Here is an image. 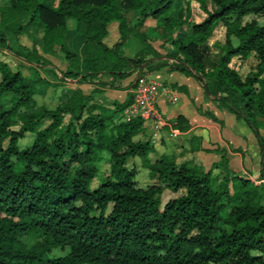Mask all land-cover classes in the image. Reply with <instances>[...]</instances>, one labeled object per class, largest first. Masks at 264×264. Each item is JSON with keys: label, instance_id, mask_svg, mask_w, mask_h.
<instances>
[{"label": "trees", "instance_id": "obj_1", "mask_svg": "<svg viewBox=\"0 0 264 264\" xmlns=\"http://www.w3.org/2000/svg\"><path fill=\"white\" fill-rule=\"evenodd\" d=\"M192 2L206 15L199 24L190 21ZM0 3V49H8V34L17 39L29 27L39 35L38 40L30 37L32 48L20 55L31 75L0 62V264H264V184L233 174L214 176L213 170L189 168L170 156L150 162V140L135 141L143 121L121 120L132 96L112 108L80 90H65L53 110L38 108L35 100L53 87L38 74L51 66L46 55L66 65L62 81L106 86L100 79L108 76L111 88L135 72L146 75L161 68L152 66L159 55L142 32L147 22H154L171 45L165 57L172 62L170 71L201 78L206 94L255 133L264 178V138L259 135V119L264 120V0ZM248 17L262 23L243 24ZM69 20L75 24L72 32ZM220 25L225 43L217 61L208 63L207 42ZM184 27L187 34L176 38ZM71 35L84 39L86 71L66 47ZM131 37L142 49L127 59L122 49ZM251 55L257 65L244 78L230 69L232 59ZM172 128L185 131L189 125L179 118ZM29 134L34 136L31 146L19 150ZM103 155L108 174L90 190ZM135 159L153 181L144 189L136 185L137 169L128 166ZM166 192L174 197L162 203ZM27 238L36 244L29 248ZM56 249L67 254L49 258Z\"/></svg>", "mask_w": 264, "mask_h": 264}, {"label": "crops", "instance_id": "obj_2", "mask_svg": "<svg viewBox=\"0 0 264 264\" xmlns=\"http://www.w3.org/2000/svg\"><path fill=\"white\" fill-rule=\"evenodd\" d=\"M153 23L147 22L144 31L142 30L148 37L160 28ZM70 26L75 28L72 20L67 22L68 30ZM160 34L163 35L162 29ZM82 46L81 56L77 52H71L79 56L81 68L86 71L87 52L84 48V39ZM31 48L32 46L27 47ZM152 48L158 55L160 54L158 50ZM141 49L140 41L131 37L125 43L122 52L125 58L133 59ZM45 59L51 63V70L59 69L61 73L66 71V65L63 62L55 63L53 56L46 55ZM23 64L30 68L25 62ZM157 65L161 68L148 75L157 85V109L169 124V128H165L157 139L152 141L150 128L144 126L142 132L135 138V141L150 140L153 152L148 157L149 161L153 163L162 156H170L177 164H186L189 168H198L203 172L213 170L214 176L233 174L246 177L255 185L264 184L260 147L255 133L248 125L231 114L218 99L209 97L195 77L170 71L172 62L165 57L159 56L155 59L152 66ZM39 71L40 69L38 73ZM136 73L115 82V88L108 86L112 81L108 76L100 79L106 86L97 84V81L89 83L66 80V82L68 89L80 90L85 96H91L96 103L112 108L113 104L122 105L129 101ZM49 83L53 85L52 82ZM179 118L188 123L189 129L180 131L172 128ZM259 122L262 124L259 135L264 138V120L259 119Z\"/></svg>", "mask_w": 264, "mask_h": 264}, {"label": "rangeland", "instance_id": "obj_3", "mask_svg": "<svg viewBox=\"0 0 264 264\" xmlns=\"http://www.w3.org/2000/svg\"><path fill=\"white\" fill-rule=\"evenodd\" d=\"M1 4V3H0ZM209 10H211L210 7H208ZM174 11H177V7L173 8ZM128 18L130 19L131 23H134V17L133 14H129ZM206 18V15L202 12V10L199 8V5L192 2L191 3V18L190 21L196 24L201 23ZM252 21H257L258 23H262L261 20H258L253 17L245 18L243 21V24L250 23ZM153 23V22H151ZM154 24V23H153ZM145 28V27H144ZM143 28V29H144ZM71 26L69 27V30H73ZM160 29L157 28V31L155 30L154 34H150L148 37V44L151 47H154L158 52L160 53L159 56L166 57L171 53V45L168 43L167 40H165V33L163 32V35L160 34ZM144 31V30H143ZM159 31V32H158ZM33 31L28 27L24 30L23 35H21L19 38H14L10 34L6 36L7 38V50L0 49V62L7 64L12 71H18L23 76H29L31 75V70L25 66L23 61L20 59V55H24V49L27 47L32 46V42L30 37H33V39L38 40L39 35L38 33H32ZM188 28L184 27L183 29L175 32V36L182 37L184 34H187ZM225 29L220 25L216 28V30L213 32L212 37L207 42V58L208 63H215L217 59L220 57L219 48L224 45L225 43ZM232 43L234 45H237V41L235 39H232ZM67 49L69 51L77 52L79 55L83 52V46L82 41L80 38H77L74 35H71L67 38ZM81 56V55H80ZM54 62L59 64L62 61L58 57H54ZM257 65V60L255 55H251L250 58L247 60L241 59V58H234L231 61V67L235 69V71L244 78L249 72L254 70V68ZM59 69L51 70L50 67H46L43 69H40L39 75L40 77L46 79L49 82L53 83V87H50L45 90V92L40 91V93L35 96L36 104L38 108H46L47 110H53L59 105V99L61 95L64 93L65 90H70L67 87L66 81H62L61 78V72L58 71ZM148 74V73H147ZM7 100V99H6ZM4 100V104L6 102ZM6 107L8 104L6 103ZM18 127H14L12 130L16 131ZM34 139V136L29 134L27 135L22 141L19 142L18 147L19 150H26L28 149L32 141ZM99 174L97 178L92 182L90 186V190L96 189L100 182L107 176L109 171V166L107 162V156L103 155V159L100 163L97 164ZM128 166L131 168H136L138 173L135 179L136 185L140 189H144L147 186H150L153 181L148 177V174L145 170H143L140 166V162L138 160H131L128 163ZM20 167L16 165V169H19ZM174 197V195L170 194L169 192L164 193L162 196V203L167 202L170 198ZM264 204V201H263ZM25 244L31 248L36 244V241L33 238H27L24 240ZM67 254V250L62 251L61 249H56L51 252L49 255V258H62Z\"/></svg>", "mask_w": 264, "mask_h": 264}, {"label": "built area", "instance_id": "obj_4", "mask_svg": "<svg viewBox=\"0 0 264 264\" xmlns=\"http://www.w3.org/2000/svg\"><path fill=\"white\" fill-rule=\"evenodd\" d=\"M230 69L235 70L229 64ZM132 96L131 105L124 110L121 115L123 122H129L134 119L143 121L144 126H148L152 133L151 140L155 141L159 134L169 124L157 109V85L151 80L148 74L136 76L130 90Z\"/></svg>", "mask_w": 264, "mask_h": 264}, {"label": "water", "instance_id": "obj_5", "mask_svg": "<svg viewBox=\"0 0 264 264\" xmlns=\"http://www.w3.org/2000/svg\"><path fill=\"white\" fill-rule=\"evenodd\" d=\"M198 80H201V78H198Z\"/></svg>", "mask_w": 264, "mask_h": 264}]
</instances>
